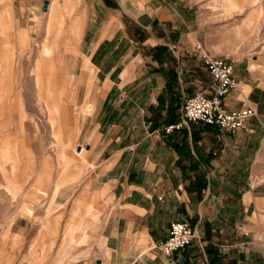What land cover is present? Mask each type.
<instances>
[{
	"label": "crops",
	"instance_id": "crops-1",
	"mask_svg": "<svg viewBox=\"0 0 264 264\" xmlns=\"http://www.w3.org/2000/svg\"><path fill=\"white\" fill-rule=\"evenodd\" d=\"M71 2L64 0L56 13V0H50L43 13L47 33L54 28L55 39L64 32L63 17ZM213 5L234 6L229 0H213ZM79 24L69 28L73 37L79 35ZM64 42L56 51L42 45L30 72L33 80L19 87L32 89L52 128L60 111L48 106L41 90L49 96L53 80L42 82L40 75L53 76L58 54L67 60L72 44ZM196 43L218 56L199 10L189 1L90 0L81 50L92 81L80 86L74 104L89 107L85 115L70 110L71 120L80 123L73 136L75 153L83 157L65 160L62 151L63 172L52 186L53 199L62 194L63 201L75 202L55 264L76 260L77 248L83 250L82 264H264L252 222L264 198L250 185L264 142V103L255 97L256 88L236 76L237 64L233 75L238 87L224 105L228 111L238 110L244 100L254 105L256 116L243 129L231 134L198 123L163 133L178 122L185 100L211 85L192 54ZM8 58L0 61V73L9 68ZM66 79L63 85L72 80L69 74ZM21 95L24 100L30 96ZM2 99L0 94V118ZM66 111L63 117L69 115ZM6 150L0 145V158ZM57 207L52 201L38 221ZM182 220L195 229L196 238L169 260L157 246L167 238L171 223ZM41 224L42 229L50 226L46 220ZM81 227L87 230L77 245L71 234ZM247 244L251 247L245 250ZM31 251L27 264L35 262Z\"/></svg>",
	"mask_w": 264,
	"mask_h": 264
},
{
	"label": "rangeland",
	"instance_id": "rangeland-1",
	"mask_svg": "<svg viewBox=\"0 0 264 264\" xmlns=\"http://www.w3.org/2000/svg\"><path fill=\"white\" fill-rule=\"evenodd\" d=\"M71 1V10L63 17L64 32L55 39V29L49 33L46 30L43 0H0V61L8 55L10 65L0 73V94L5 101L0 118V145L7 149L0 158V264H27L25 258L30 249L34 253V264H55L63 247L65 226L72 215L74 199L63 201L62 194L53 199L52 186L63 172L59 168L62 151L65 160L71 156L77 160L83 157L75 153L77 138L73 136L80 123L71 120L70 110L74 109L79 115L87 114L89 106L74 104L82 93L80 86L92 79L84 64L86 54L81 50L90 16V0ZM186 1L199 10L216 57L229 61L232 66L237 64L236 76L256 88L255 97L264 103V0H229L234 4L231 8L215 6L213 0ZM63 6L64 0H56L55 12ZM75 21L80 23L77 37L69 33ZM65 40L72 44L71 50L66 52L67 60L63 54H58L57 71L53 76L40 75L42 82L53 80L49 96L47 90H41V98L48 106L58 107L60 111L52 128L42 102L36 100L32 89L19 87L33 80L30 72L40 47L46 43L56 51ZM67 74L72 80L63 85L68 80ZM243 89V94L247 95L248 88ZM24 92L29 93L28 100L21 98ZM65 110L69 115L63 117ZM13 165L15 168L11 169ZM250 185L264 198V142L251 171ZM52 201L59 207L38 221ZM258 210L252 222L257 227L258 255L264 260V201L258 203ZM45 220L49 221L48 229L41 228ZM82 221L86 223L90 218ZM85 230L87 228L81 227L71 234L77 245L82 244L80 236ZM94 230V226L88 228L90 232ZM250 247L247 244L245 250ZM82 251L74 249L76 260L66 258L64 264H82Z\"/></svg>",
	"mask_w": 264,
	"mask_h": 264
},
{
	"label": "built area",
	"instance_id": "built-area-1",
	"mask_svg": "<svg viewBox=\"0 0 264 264\" xmlns=\"http://www.w3.org/2000/svg\"><path fill=\"white\" fill-rule=\"evenodd\" d=\"M192 54L207 71L211 85L207 91L196 92L188 97L183 104L178 122L164 127L163 133L169 134L172 130H179L185 125L198 123L231 134L243 129L247 120L256 116V109L248 100L242 101L238 110L228 111L225 108L226 96L238 87L232 64L211 55L200 43L194 45ZM195 238L196 231L188 221H175L169 227L167 238L159 243L157 249L171 260L173 255L188 247Z\"/></svg>",
	"mask_w": 264,
	"mask_h": 264
},
{
	"label": "water",
	"instance_id": "water-1",
	"mask_svg": "<svg viewBox=\"0 0 264 264\" xmlns=\"http://www.w3.org/2000/svg\"><path fill=\"white\" fill-rule=\"evenodd\" d=\"M49 2H50V0H43L42 12H46L47 11Z\"/></svg>",
	"mask_w": 264,
	"mask_h": 264
}]
</instances>
